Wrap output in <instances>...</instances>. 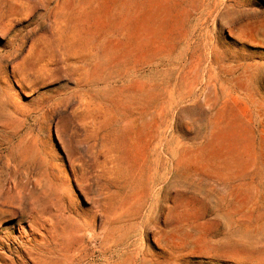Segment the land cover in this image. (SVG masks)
Returning a JSON list of instances; mask_svg holds the SVG:
<instances>
[{"label":"rangeland","instance_id":"obj_1","mask_svg":"<svg viewBox=\"0 0 264 264\" xmlns=\"http://www.w3.org/2000/svg\"><path fill=\"white\" fill-rule=\"evenodd\" d=\"M0 264H264V0H0Z\"/></svg>","mask_w":264,"mask_h":264},{"label":"crops","instance_id":"obj_2","mask_svg":"<svg viewBox=\"0 0 264 264\" xmlns=\"http://www.w3.org/2000/svg\"><path fill=\"white\" fill-rule=\"evenodd\" d=\"M42 24H43V29H41V22H39L38 23V27H36V32H35V34H34V36H41V34H43V31H44V29H45V27H46V20H45V18L43 17V19H42ZM30 40H33V39H35V38H29ZM31 43V42H30ZM29 42H28V45L30 44ZM27 44V43H26Z\"/></svg>","mask_w":264,"mask_h":264}]
</instances>
